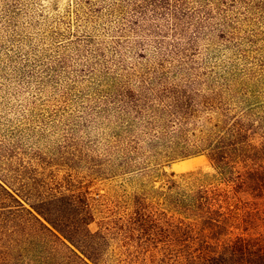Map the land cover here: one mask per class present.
<instances>
[{"label":"trees","instance_id":"1","mask_svg":"<svg viewBox=\"0 0 264 264\" xmlns=\"http://www.w3.org/2000/svg\"><path fill=\"white\" fill-rule=\"evenodd\" d=\"M24 2L0 0L6 29L20 27ZM68 15L86 34L67 22L66 46L50 64L27 59L22 69V49L12 51L0 79L11 82L8 67L27 79L38 94L29 109L55 83L47 74L96 82L95 97L84 100L86 124L67 138L75 156L84 134L85 173L148 179L199 155L216 173L163 170L158 188L136 187L131 209L106 214L90 187L75 189L47 169L70 150L33 147L22 159L20 135L0 151V264H103L101 246L113 238L150 264H264V56L256 57L257 48L264 54V0H73ZM11 87H0V99L25 94Z\"/></svg>","mask_w":264,"mask_h":264},{"label":"rangeland","instance_id":"2","mask_svg":"<svg viewBox=\"0 0 264 264\" xmlns=\"http://www.w3.org/2000/svg\"><path fill=\"white\" fill-rule=\"evenodd\" d=\"M72 2L73 0H25L22 5L23 16L18 18L17 22L19 28L12 25L9 26V29H6L4 19L0 14V44H5L4 47H6L10 43V46L6 49L0 48V51L3 52V58L0 62L5 61L7 63L8 60L6 59L9 53L22 49V55L25 57L15 58L18 61V67L25 68L28 65L26 63L27 59L39 58L40 63L50 64L58 54L59 49L66 46L69 35L64 29L67 22L73 23V31L76 34H86L82 32L85 29L84 25L82 29H79L76 17L68 15ZM42 13H47L50 20L43 21L41 19ZM69 17L73 19H69ZM35 21L38 24L36 26L31 25ZM62 21L66 22L62 23ZM78 30L80 32H77ZM103 33V30L99 31L96 37L102 39L107 32ZM257 51L258 56L256 57L262 58L264 54L260 55L259 48H257ZM8 69L11 73V82L0 79V87L3 84L11 87V83L12 87L24 89L25 94L22 95L21 99L13 95H8L5 99L1 97L0 99V117H4L0 126V151H5L6 143L17 140L20 135L23 137V148L20 154L22 159H26L27 153L31 152L33 147L45 151L64 147V151L61 153L70 150L72 155L68 154L61 164H59V160L51 163L52 166L47 169H49V172L53 171L54 174L59 171L60 176H64V179L67 178L68 185L71 184L75 189L90 187V194L95 197L96 211H104L109 214L110 211L107 209L115 208L118 213H122L126 206L131 209L132 197L136 187L147 186L150 188V186L156 185L158 188L165 177L163 174L161 175L163 170L176 176L189 172H203L208 176H213L216 173L210 158L207 155H199L166 164L160 168L161 173L155 174L153 178L143 179L142 177L126 176L112 180H92L89 174L85 173L89 164L86 159L87 150L83 144L82 135L84 134H81L79 140L81 144L78 145L79 152H75V156L73 155L74 148L71 147V143H67V138L71 135L70 129L81 124V122L86 124L83 119L88 104L84 100L95 97V92L91 87L92 83L96 82L89 79L88 76H80L76 72L64 75L62 71L59 73L60 77L58 74H47L48 77L54 78L55 83H51L50 92L40 95L44 101L29 109V101L34 100V97L38 95L37 92L27 88L28 86L25 85L27 79L24 76L14 77L15 72L9 67ZM76 69L80 68H73V70ZM75 76H78L77 80L73 79ZM263 82L264 79L262 78ZM4 95L7 94L0 93V96ZM74 147L76 146L74 145ZM185 162L191 164L189 169L180 168ZM81 182L83 183L82 186H80ZM74 184L77 186H73ZM106 196L111 199L107 201ZM102 213L97 212L98 220L104 216ZM91 229L96 232L99 229L98 224L93 223ZM259 229L260 232L264 233V224L260 225ZM133 251V247L131 249L124 247L118 238L110 239L100 249L101 257L104 260L103 264H150L147 260L150 255L136 254Z\"/></svg>","mask_w":264,"mask_h":264},{"label":"bare ground","instance_id":"3","mask_svg":"<svg viewBox=\"0 0 264 264\" xmlns=\"http://www.w3.org/2000/svg\"><path fill=\"white\" fill-rule=\"evenodd\" d=\"M191 167V164L190 163H183L181 166H180V168L181 169H189Z\"/></svg>","mask_w":264,"mask_h":264}]
</instances>
